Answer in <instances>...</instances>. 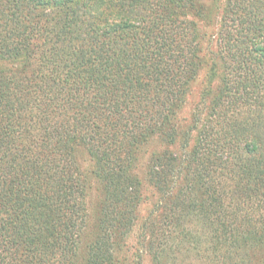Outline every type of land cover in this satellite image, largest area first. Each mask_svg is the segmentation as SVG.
Here are the masks:
<instances>
[{"label":"trees","instance_id":"trees-1","mask_svg":"<svg viewBox=\"0 0 264 264\" xmlns=\"http://www.w3.org/2000/svg\"><path fill=\"white\" fill-rule=\"evenodd\" d=\"M146 258L264 264V0H0V264Z\"/></svg>","mask_w":264,"mask_h":264},{"label":"rangeland","instance_id":"rangeland-1","mask_svg":"<svg viewBox=\"0 0 264 264\" xmlns=\"http://www.w3.org/2000/svg\"><path fill=\"white\" fill-rule=\"evenodd\" d=\"M216 22H217V19H216ZM201 27H202L203 31H205L207 34L212 35V42L214 43L215 39H214L213 35H215L216 25L214 24V25L207 26L206 23H201ZM205 85H206L205 72H202V74L200 75V79L196 82V86L194 88V92H193V96H192L191 100L189 102H187V105H185L184 109L181 112V118L184 120V123L189 120V116H190V113L192 111V108H193L194 104L197 103V101L199 99V95L201 93V90L205 87ZM164 149H170V150L174 151L176 149V147L170 148L169 146L164 145V143L156 140V142L153 143V145L150 149V153H152L154 151H158V152L163 151ZM146 161L147 160L144 159V163L140 167V171H143L145 169ZM144 193L146 196L150 197L151 201L146 202V204L142 207V209H141L142 215H145V213H147V211L150 208L149 206L151 205V202L153 203V201H155V199L157 198L155 191L151 190V188L147 187V185H144ZM98 199H99V191L92 190L91 196H90V199H89V202L87 205L88 215L90 214V216H89L90 218H89V222H88L90 229H92V226H93L95 209H96ZM133 240L135 241V239H132V240H130V242L132 243ZM144 264H149V258L145 259Z\"/></svg>","mask_w":264,"mask_h":264}]
</instances>
